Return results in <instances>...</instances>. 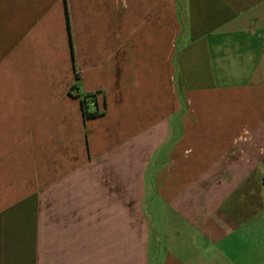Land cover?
<instances>
[{"label": "crops", "instance_id": "crops-1", "mask_svg": "<svg viewBox=\"0 0 264 264\" xmlns=\"http://www.w3.org/2000/svg\"><path fill=\"white\" fill-rule=\"evenodd\" d=\"M0 264H264V0H0Z\"/></svg>", "mask_w": 264, "mask_h": 264}, {"label": "trees", "instance_id": "trees-1", "mask_svg": "<svg viewBox=\"0 0 264 264\" xmlns=\"http://www.w3.org/2000/svg\"><path fill=\"white\" fill-rule=\"evenodd\" d=\"M65 17H66V23H67V13L65 10ZM68 28V24H67ZM77 76L75 75V78ZM80 107H81V114H82V119L86 120L88 118H92L95 116H98L99 111L97 108L96 100H95V95L94 94H84L80 96Z\"/></svg>", "mask_w": 264, "mask_h": 264}]
</instances>
